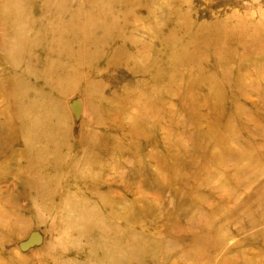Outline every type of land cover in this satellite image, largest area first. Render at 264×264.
<instances>
[{
	"label": "rangeland",
	"instance_id": "rangeland-1",
	"mask_svg": "<svg viewBox=\"0 0 264 264\" xmlns=\"http://www.w3.org/2000/svg\"><path fill=\"white\" fill-rule=\"evenodd\" d=\"M0 264H264V0H0Z\"/></svg>",
	"mask_w": 264,
	"mask_h": 264
}]
</instances>
